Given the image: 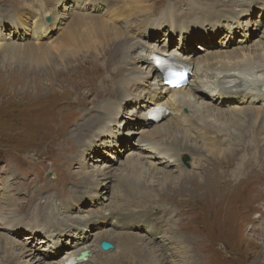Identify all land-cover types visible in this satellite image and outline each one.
Returning <instances> with one entry per match:
<instances>
[{"label": "rangeland", "instance_id": "rangeland-1", "mask_svg": "<svg viewBox=\"0 0 264 264\" xmlns=\"http://www.w3.org/2000/svg\"><path fill=\"white\" fill-rule=\"evenodd\" d=\"M250 1L163 0L157 8L171 5L157 13L146 0H0V264H58L67 256L71 239L81 243L86 236L90 239L79 249L102 242L111 243L114 250L115 242L137 248L127 259L129 264H264V233L250 225L248 216L255 208L264 213V191L257 190L261 185L256 179L246 182L238 178V161L221 163L220 167L214 161L207 165L202 161L203 168L197 172L188 153L181 159L184 172L175 171L172 178L161 172L150 173L149 178V173L139 170L146 168V161L135 157L140 154L136 145L142 131L160 127L161 132L167 130L179 138L181 132L174 127L172 114L161 124L141 125L147 109L139 106H152L146 100L143 103L146 81L153 79L145 77L150 58L133 56L137 60L123 61L125 51L119 55L114 52L121 47L123 36L128 42L141 38L152 46L155 55L164 58L183 48L195 62L187 84L191 83L201 62L211 64L214 58L261 51L262 47L256 45L264 43V0ZM239 2V6H247L240 16L230 18L229 14L241 12ZM118 11L126 14L119 17ZM170 13L178 23L186 24L182 31H173L170 23L160 29L162 19L170 18ZM133 16L135 28L125 30L126 20H130L127 18ZM224 16L229 18L225 20ZM139 74L144 76V86L134 90L133 79ZM113 75L115 79L123 77L112 84L109 79ZM127 87L130 94L124 101L109 100L115 97L112 88L115 95H124ZM152 89L150 92L155 94V87ZM96 91L103 93L95 95ZM205 94L200 92L197 98ZM156 95L157 101L172 104L170 98ZM174 110L176 114H188L186 109L178 112L174 106ZM223 110L229 111L227 107ZM228 120L226 115L220 123L232 125ZM247 121H238L233 128L240 140L251 135L240 132L248 126ZM258 123L261 130L264 115ZM109 129L107 136L103 131ZM262 130L258 129L261 138ZM168 139L162 136L164 143ZM230 147L247 150L250 145L239 141ZM133 158L144 166L130 172V178L140 173L144 187L152 190L147 192L160 194L183 211L196 209L197 214L181 220L175 212L164 211L170 208L166 204L147 205L134 192L124 193L127 190L121 184L122 171ZM262 164L255 162L244 174L262 176ZM190 171L204 182L215 181L217 190L212 200L208 190L194 195L192 187L198 181L183 183L190 194L187 189V195L179 190L180 175L182 179L184 175L193 178ZM164 185H169L170 193H163ZM223 195L226 198L220 200ZM95 198L99 199L97 203L88 205ZM49 201L52 203L46 207L44 203ZM68 208L73 210L70 214ZM97 209H110L122 216L102 217V227H98L89 220L94 217L89 212ZM57 214L61 218H56ZM253 217H258V212H253ZM69 219L82 222L78 230L66 234L69 229L65 227L60 235H51L53 228L60 229ZM32 225L40 227L34 229ZM86 225L90 228L83 232ZM119 253L117 248L116 253L102 260L96 255L90 264H104Z\"/></svg>", "mask_w": 264, "mask_h": 264}, {"label": "bare ground", "instance_id": "bare-ground-1", "mask_svg": "<svg viewBox=\"0 0 264 264\" xmlns=\"http://www.w3.org/2000/svg\"><path fill=\"white\" fill-rule=\"evenodd\" d=\"M85 1L86 0H82V3H84ZM162 1L163 0H159V1L146 0V4H148V2L151 3V5H153L152 6L153 10L156 11L157 13H160L162 9L165 7V5L161 8H157V6ZM258 1L260 0H251L250 2L257 3ZM262 3H263V0H262ZM168 5H171V4H167L166 7ZM172 5L176 6L177 4L174 3ZM239 5H240V2L237 7L242 8L241 12L229 14L230 18L235 19L238 16H240L244 11L243 9L247 6V3L243 6H239ZM97 10L98 9L96 8L95 12H97ZM121 14H126V12L118 11L117 16L120 15L119 17H121ZM171 14L172 13L169 14L170 18L162 19V24L160 25V29L163 28V26L167 23L172 24L171 29L173 31L183 29L186 24H181L182 21H179L180 23H178L177 20L174 19V16H172ZM222 18L226 20L229 17L224 16ZM85 19L86 17L84 16L82 20H85ZM127 19H130V20H126L127 24L125 23L124 28L125 30L130 29L129 31H131L133 28H135L134 24H135L136 19L134 18V16L129 17ZM41 24L42 23H40L37 26L41 27L42 26ZM35 30L37 31L36 27H35ZM195 30H197V28H195ZM158 33L160 32L158 31L156 34ZM122 36L123 35H121V37ZM120 41H121L120 42L121 47L114 52H118V55H119L121 54L122 51H125V55L123 56V61L125 60L132 61L136 58L137 59H145L146 57L150 58V64H148L147 66L148 73L145 77H146V80L150 76H152L153 79L149 82L146 81L147 82L146 87H148V90L145 92L143 103H144V100H146L149 102V105L151 103L152 106L149 108L146 104H142L139 106V109L142 107L147 109L146 112L143 114L144 123H142L141 125L150 127L153 124H157V123L161 124L167 117H170V115L172 114L173 118H175L176 120V122L174 121V127L176 128V130L181 132L180 133L181 137L179 138L173 132L171 133L167 130H164V132H161L162 130L160 127L156 128L152 132L142 131L141 138L139 137L138 144L136 145V148L140 154L139 155L136 154L135 157H139V159L145 160L146 168L141 167L139 169V166H144L143 165L144 163H139L135 161V158H133V161L131 160L127 162V167L122 171L123 176H122L121 184L124 186L125 190H127V191H124V193L134 192L135 193L134 195H136L141 202L148 203L147 205L158 204V203L166 204L170 206V208L169 209L165 208L164 211L169 214L171 212H175L174 215L178 216L181 220H183L186 216L188 217V216L196 215L197 214L196 209L195 211H190V210L183 211L184 209L181 210L176 203L169 202L159 197L160 194L155 193L154 191H153L154 193L147 192V191H152V190L148 189L147 187L146 188L144 187V183L141 182L140 173L138 174V176H134L133 178L129 177L130 172H133L134 169H139L140 171H143L147 175L149 173L148 175L149 178H151L150 173H154V172L155 173L161 172L164 176L172 178L175 171L180 172V174L184 172L185 169L183 168L181 164V159L189 154H191L193 158V163H192L193 171L197 170V172H199V170L201 171V169L203 168L201 165L202 161H204L206 165L214 161L217 167H220L221 163L226 164L227 162L238 161V163L237 162L236 163L241 168L240 174L238 173L239 174L238 178L239 179L244 178V181L246 182L251 179H256L255 181H258L257 184L261 185V189H257V190L259 192H263L264 191V174L262 176H258L256 173H252V172H250L247 175H245L244 173L246 171L249 172L251 170L250 167L252 168L255 162L258 164H262V162L264 161V158L261 157V156H264V148H261V147H264V137L261 138L258 134L259 131H263L262 129H264V123H263V127H261V130L259 128V123H258L259 119L262 118V116L264 115V91H263V88H264V43H259V45H256L258 47L259 46L262 47L261 51L258 53H254V54L251 53L248 55L243 53V54H240V56L236 55L234 57L232 56L224 57L222 59L214 58L215 61L211 64H203V62H201L200 64L197 63L198 66L193 73L195 81L191 83L189 82L188 84H187L188 77L191 74V72L187 69L182 70L181 73H182L183 78L186 81L185 85L187 84V86L186 88H184L185 86L184 85L183 87L180 88V90H177V88L175 89L170 88L167 85L165 78L161 75L160 71H158L154 67V57L156 56L155 55L156 52H154V50L151 48L152 47L151 45L143 42L141 38H136L133 41L128 42L126 41V37L123 36ZM156 51H158L159 53L160 52L167 53L166 50L158 49ZM171 54L174 57L181 59L183 63L189 66L190 68L193 67L192 64H195V62L193 61L192 55L188 54L187 51L184 50L183 48L180 50L171 51ZM166 55H169V54L167 53ZM133 56H135L136 58H133ZM114 76L115 75H113V77L109 79L110 82H112V84L114 82H117L121 77H123L122 75L119 78L115 79ZM143 77L142 75L139 74L137 75L136 79H133V81H135L134 90L140 89L142 86H144L142 82ZM154 87H155V90H154L155 94L154 93L152 94V92L150 91H152L153 90L152 88ZM102 91L106 92L107 89L102 90ZM111 91L115 97L110 98L108 96V98H110L109 100L113 99L114 101H119L121 100V98H122L121 101H124L126 98L129 97V94H130V89L128 90V87L126 88V93L124 95H120L118 92H116L117 95H115L113 88ZM103 92L96 91L95 95H97L98 93L99 94L103 93ZM200 92H202V94H205V93L207 94L202 95V97L198 99L197 94L199 95ZM156 94H160L161 96H164L165 98L166 97L170 98V100H172V104H170L169 101L163 102L165 100L160 101V102L157 101L158 96ZM117 96L119 98H117ZM101 97H102V94L99 98ZM147 98H150V99L147 100ZM192 98H194V100H192ZM114 105H116V103H114ZM174 106L177 107L178 112H181L184 109H186L188 111V114L187 115H184V113L176 114V110H174L175 112H172V107ZM159 107H163L169 110V114L163 117L159 122H153L152 120L149 119V113L153 109L159 108ZM223 107H227L229 111L223 110ZM204 109H209V111H205ZM119 114H120V108L118 111V115ZM226 115L229 117L228 121L231 120L232 125L220 123V121L225 119ZM243 119L248 120L247 121L248 126L242 130L241 129H237V130H241L240 132L248 131V133H250L251 135L248 138H245L244 136H242L240 140L239 137H235V134L233 133L235 131H233V128L237 125L238 121H241ZM115 122L116 121H114L113 123ZM46 124L47 123H45V125ZM137 130L139 129L137 128ZM103 132H106L107 136H109V134L111 133V129L107 131H103ZM163 135L164 137L169 138L168 142L164 143L162 141ZM146 137L150 139L146 140L145 139ZM239 141H242L245 144V146L250 145V147L247 148V150H245V148L243 150H233L230 146L235 145V143H238ZM189 142H193V143L189 145ZM260 143H262V146H260ZM224 147L226 148L230 147V148L227 149V151H225V149H223ZM203 152H205V155L203 154ZM238 157H240V159ZM237 158L239 160H237ZM81 160L82 162H84V158L83 159L81 158ZM262 165H264V163ZM262 169H264V167ZM215 171H217V169ZM126 172L128 173L125 174ZM105 173L109 174L110 172L105 171ZM190 175L194 177L190 178L184 175V178L182 179V175H180L179 180H182V185L180 186L179 190L182 189V192H184L186 195L188 193L190 194L189 192L190 190L187 186L185 188L182 187L184 185L183 183L184 182L186 183L187 181H191V180L198 181L197 184L192 187V190H193L192 192L195 193L194 195L195 196L201 195L204 191L208 190V195L211 199L214 191L217 190L215 181L204 182L202 181V179L197 178L199 176L198 174H194L191 171H190ZM167 187H169V185H164L163 189L165 188L166 189L163 191V193H170L168 192L170 188H167ZM228 187L230 186L227 185V188ZM185 189H187L188 193L185 192ZM172 190H175V189H172ZM261 196H264V194H261ZM223 198L225 199L226 195H223L219 199L223 200ZM97 200L99 199L95 198L93 202H91V204H88V205H93ZM51 203L52 202L49 201L47 204L46 203L44 204L46 207H49ZM88 205L86 207L87 209H88ZM70 210L71 209L68 208L69 214L71 211H73V210L71 211ZM260 210L261 208H255L253 209V211H251V213L248 212L249 213L248 216L250 217L249 223L252 227L258 230V232L260 231V233H264V227L263 228L256 227V224H260L264 226V222H263L264 213ZM78 211H81V209H79ZM253 212H258V217H253ZM89 213L90 215H94V217L90 218L89 220L91 222H96V225L98 227H102L101 222H99L100 220H102V217L109 215L110 219H113L115 217L122 216V214L121 215L115 214V212L111 211L110 209L109 210L97 209V211L91 210ZM202 214L203 213L201 212V215ZM222 216L223 215H221V217ZM55 217L61 218V216L58 214ZM0 219L1 220L3 219L2 216H0ZM81 224L82 222L77 223L69 219L62 226H60V229L53 228L54 232L51 235H60L62 230L65 229V227L69 229V232L66 234H70V233L73 234L75 230H78V227ZM41 225H44V224H41ZM38 227H40V225L39 226L32 225L31 228L35 229ZM157 227L158 226L154 228L155 231H157L156 230ZM82 228H83V232H88L86 228H90V227L86 225L85 227H82ZM104 235L106 236L107 233H105ZM89 239L90 237L86 236L84 241L86 240L87 242ZM150 240L154 242L153 238H150ZM78 241L79 239H76V240L71 239L70 241L71 246L69 247L70 250L65 253L67 254V256L62 261H60L58 264H66V262L69 259L75 260L76 258L74 257L76 255L79 258L80 255L84 252H88L87 260L84 261V260L76 259L75 264H90L95 258H97V256H99L100 260H102L110 256L109 253L111 252L112 254L116 253L117 248L120 253L117 254L113 260H110L109 262H104V264H119L120 262L123 263V259L125 261V263L123 264H129V261H127V259L131 257V255L133 254L132 252L138 251L136 250L137 248L133 247L129 243L119 244L118 242H115L117 247L115 248L114 251H108V252L103 251L101 248V244L95 247L91 246L90 248L79 249L80 244L84 241H82L81 243H78ZM85 245L87 244L85 243ZM144 253L145 252L143 251L141 254H144ZM225 253H227V250L225 251ZM8 259L9 261H11L12 257H9ZM8 259L6 260L7 262H8Z\"/></svg>", "mask_w": 264, "mask_h": 264}, {"label": "water", "instance_id": "water-1", "mask_svg": "<svg viewBox=\"0 0 264 264\" xmlns=\"http://www.w3.org/2000/svg\"><path fill=\"white\" fill-rule=\"evenodd\" d=\"M264 91V88H263ZM101 248L103 251L108 252V251H113L114 250V246L109 243V242H102L101 243ZM88 257V252H84L80 255V257L78 258V260H84L86 261Z\"/></svg>", "mask_w": 264, "mask_h": 264}, {"label": "snow or ice", "instance_id": "snow-or-ice-1", "mask_svg": "<svg viewBox=\"0 0 264 264\" xmlns=\"http://www.w3.org/2000/svg\"><path fill=\"white\" fill-rule=\"evenodd\" d=\"M168 75L169 76H181L182 73L176 72V71H173V70H169Z\"/></svg>", "mask_w": 264, "mask_h": 264}]
</instances>
